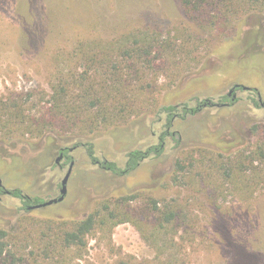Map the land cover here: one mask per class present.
<instances>
[{"label":"rangeland","instance_id":"1","mask_svg":"<svg viewBox=\"0 0 264 264\" xmlns=\"http://www.w3.org/2000/svg\"><path fill=\"white\" fill-rule=\"evenodd\" d=\"M240 1V9L217 3L201 25L179 0H0V104H14L0 127V182L49 200L74 161L60 202L26 210L0 193L8 234L0 264H264V106L252 99L256 88L264 102V0ZM145 29L161 44L147 60L134 57L130 70L129 60L109 56L127 84L109 106L117 118L81 102L63 120L45 115L54 84L82 75L98 85L111 73L88 58L103 60L111 42ZM236 84L249 88L224 100ZM70 92L77 101L79 86ZM204 99L213 104L178 117L164 152L126 175L87 154L91 143L124 166L129 151L167 129L162 106ZM61 147L73 148L72 158L56 163ZM131 194L127 221L101 222L106 206ZM154 200L179 211L166 231L155 228ZM97 211L85 244L63 246L59 238Z\"/></svg>","mask_w":264,"mask_h":264},{"label":"trees","instance_id":"2","mask_svg":"<svg viewBox=\"0 0 264 264\" xmlns=\"http://www.w3.org/2000/svg\"><path fill=\"white\" fill-rule=\"evenodd\" d=\"M182 4L184 10L186 13L193 19L196 23H199L201 25L204 24H210V11L217 6H225L228 8V2L232 3L231 5L237 6L234 8L240 9V6H242L240 0H179ZM199 21V22H197ZM161 46L160 39L153 34L152 32L148 30H141L137 32H132L129 34H125L120 39L111 42L107 49L102 51V54L104 55L103 60L96 61V58H88L87 54L88 51L85 53L87 54L88 62L96 65L97 70L99 69H105L106 71L109 70L110 76L106 77L104 76L102 82H95L98 85H95L94 82H90V77H80L77 78H65L60 79L56 84L53 85L54 93L52 94V101L51 107L45 110V115L49 114L52 118H54L56 121L63 120V116H67V111L70 110H77L78 102L84 104V108L87 110H92L93 108L102 107L107 112L108 116L105 115L102 118L105 120H109L108 118L112 117L117 118L119 114H113L111 111L112 104L115 105L116 103H120L119 97L124 91L126 87V83L124 81L126 79H123V77L120 74V70L122 67L118 65L116 62L109 58V56L112 54V52H117V55H121L122 60L130 62V65L127 67L130 68V70H133V67L131 66V60L133 61L134 57H137L138 59L147 60L146 58L149 57L153 49L159 48ZM111 49V50H109ZM79 53L84 54L83 47L80 45ZM90 57V56H89ZM109 63H111L109 65ZM114 76V77H113ZM88 82V83H87ZM126 84V85H125ZM73 86H79L80 94L77 95V101L72 100L71 97V89H73ZM236 87V86H235ZM254 95L252 97L253 102L258 106H264V102L260 98L259 91L254 88ZM224 100H231L232 102H235L236 99L230 97L229 94L225 95L223 97ZM88 103V105H87ZM111 103V104H110ZM77 104V105H76ZM213 103L209 99H204L202 101H199L195 106H189L187 103H179V104H168L164 105L160 108V112L166 113V124L165 126L167 129L162 131L158 136V142L148 146L146 149H132L127 153V160L124 166L119 165L115 161L107 160V159H101L95 154V149L93 144L86 143L84 144V147L87 151L88 156L90 157L91 161L96 164L97 166H100L103 169L109 170L112 173L116 175H126L130 173L131 171L135 170L137 167L140 166V164L147 159L151 154L154 156H160L166 146V135L171 134L174 136V132H171L168 130V127H171L174 125V122L177 120L178 117L185 118L187 115H195L199 113L202 108L206 106H211ZM14 107L10 104L1 103L0 104V127L7 126L9 121L11 122L10 118L5 119L6 115H12L9 113V111ZM108 108V109H105ZM82 109V108H81ZM83 110V109H82ZM2 113V114H1ZM78 146V145H77ZM67 150H70V148H65V152ZM261 154L264 155L262 152ZM176 168L179 170L175 171H181L184 169V166L181 162H176ZM231 171L229 169L228 175L231 176ZM0 193L10 194L14 197H17L22 202V207L26 210L34 209V206L36 204L42 203L43 200L40 197L37 196H31L27 193H25L20 188H6L1 182H0ZM137 194H131L125 197H120V201L118 199L116 203H114V209L112 210L109 206H106V210L108 212V215H102L101 212L97 211L94 213H90L86 218L83 220L77 222L73 229L66 231L59 240L63 243V246H78V245H84L85 241L84 238L88 232H90L97 220L100 219L101 216V222L105 223L110 220L116 219L115 223H121L125 222L129 219V215L133 214L130 213L126 207H124V204L126 202H129L131 199H134ZM123 201V202H122ZM154 203V217L158 221V225L155 226L157 230L161 229L162 231H166L170 225H173L178 218L179 211L173 207H170L168 205H164L161 207L159 205V202L157 200L153 201ZM126 209V210H124ZM7 232L5 230L0 229V257H2L6 242L5 239L7 237ZM15 255V254H13Z\"/></svg>","mask_w":264,"mask_h":264},{"label":"water","instance_id":"3","mask_svg":"<svg viewBox=\"0 0 264 264\" xmlns=\"http://www.w3.org/2000/svg\"><path fill=\"white\" fill-rule=\"evenodd\" d=\"M236 86H240V84H237ZM242 88L244 89H248L249 87L245 86V85H241ZM235 88V87H234ZM232 88L231 91L234 89ZM73 148H70V150H72ZM63 158V155L60 154L57 159H56V163H60V160ZM73 165H74V161H71L70 162V165H69V168L64 176V178L62 179L61 181V189H60V195L56 198H52V199H49V200H46V201H43L42 203H39V204H36L34 206V208H40V207H43V206H47V205H51L53 203H57V202H60L64 199L65 197V194H66V191H67V183H68V180H69V177L72 173V168H73Z\"/></svg>","mask_w":264,"mask_h":264},{"label":"flooded vegetation","instance_id":"4","mask_svg":"<svg viewBox=\"0 0 264 264\" xmlns=\"http://www.w3.org/2000/svg\"><path fill=\"white\" fill-rule=\"evenodd\" d=\"M236 85H237V84H236ZM236 85H234L232 88H234ZM232 88H231V89H232ZM240 88H242L241 85H240V86H236L232 91H231V90L229 91V95L232 96V98H235V94H234V92H235L236 90L240 89ZM243 89H244V88H243ZM65 148H66V147H61V148H59V149H58V153L63 155V159H70V158H72V156H70V154H69L72 150H67V152H65ZM67 148H71V147H67ZM45 201H46V200H45Z\"/></svg>","mask_w":264,"mask_h":264}]
</instances>
